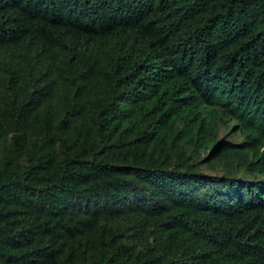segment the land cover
<instances>
[{"label": "trees", "instance_id": "16d2710c", "mask_svg": "<svg viewBox=\"0 0 264 264\" xmlns=\"http://www.w3.org/2000/svg\"><path fill=\"white\" fill-rule=\"evenodd\" d=\"M213 160L264 174V0H0V264H264Z\"/></svg>", "mask_w": 264, "mask_h": 264}, {"label": "rangeland", "instance_id": "374dc122", "mask_svg": "<svg viewBox=\"0 0 264 264\" xmlns=\"http://www.w3.org/2000/svg\"><path fill=\"white\" fill-rule=\"evenodd\" d=\"M220 139H226L234 143H240L244 138L241 135V132L238 130V127L233 121H228L227 125H221ZM8 140H11V136H8ZM211 152V148L207 149L203 152L204 155ZM199 170L209 175H229L231 177L250 180V179H262L264 178V174L255 173L249 174L245 168L238 167L236 165L229 166L223 160H213L209 163H203Z\"/></svg>", "mask_w": 264, "mask_h": 264}]
</instances>
